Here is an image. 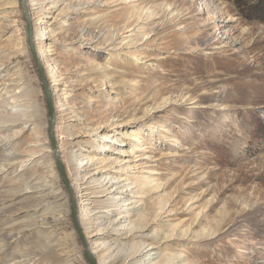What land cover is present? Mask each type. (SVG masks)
<instances>
[{
	"label": "rangeland",
	"instance_id": "1",
	"mask_svg": "<svg viewBox=\"0 0 264 264\" xmlns=\"http://www.w3.org/2000/svg\"><path fill=\"white\" fill-rule=\"evenodd\" d=\"M55 2L42 16L56 29L59 44L48 55L59 72L72 77L83 124H124L114 130L123 145L94 143L85 134L82 152L98 146L91 170L123 169V177L136 183L134 191L144 198L132 219L148 222L142 234L155 238L163 256L181 255L178 264H264V0ZM117 29L114 49L80 41L82 32L102 42ZM128 36L130 47L127 40L118 44ZM19 91L31 97L23 119L28 125L20 131L23 126L0 124V136L9 138H0V238L7 244L0 248V264L12 255L25 257L8 264H88L69 201L68 213L61 207L45 216L56 239L65 241L32 254L38 237L46 236L34 225L42 215L34 207L38 198L51 192L49 198L59 197L48 198L51 205L62 206L60 196L67 195L49 143L34 158L16 160L21 169L3 167V151H24L37 131L47 138L45 100L17 0L0 8V123L9 121L8 98ZM130 135L139 140H127ZM77 150L80 145L65 144V154ZM146 176L150 181L141 185ZM24 179L54 185L40 195L41 189L22 188ZM92 230L82 233L85 243Z\"/></svg>",
	"mask_w": 264,
	"mask_h": 264
},
{
	"label": "bare ground",
	"instance_id": "2",
	"mask_svg": "<svg viewBox=\"0 0 264 264\" xmlns=\"http://www.w3.org/2000/svg\"><path fill=\"white\" fill-rule=\"evenodd\" d=\"M55 1L57 0H25V6L31 22V34L33 35V43L37 50L38 61L43 67L44 73L47 75V78L51 80L49 86L50 95L51 99L53 98L57 113L55 114L56 123L54 133L56 134V141L60 153L61 162L62 164H65L63 165L65 167L66 175H69L70 177L69 180L71 179V175L73 174L72 171L74 172L73 179H71L70 182V187L76 191L74 198L77 202V204L75 203L77 205V224L81 233H84L86 231L88 232L90 229H93L89 233L90 235L87 238L90 241L86 243V247L96 264L182 263L183 260L181 259V255L168 257L163 256L159 252V250L155 249L154 247V242L156 241H154L155 238L152 236L148 239L147 235L142 234L144 230L148 229V222H143V220H140L141 218L132 219V213L137 209L136 205L141 202L142 198H144L142 197V195H137L138 190L134 191V189L138 188V186L135 185L136 183L133 180H129L128 178L123 177V169H116V171H113L114 169L96 168L91 170V168L96 164L95 161H93L94 157L92 153L97 151L98 146L90 148V150H86V152L84 151L85 153L82 152V150H84L83 148H85L84 143H86L87 141H83L81 137L85 134L94 143H103L108 140L109 145L115 143L119 146L123 145V140L118 138L121 133L114 130L121 128L124 124L119 122L112 126V123H110L109 121L102 123L103 127H101L100 125L96 127H88L83 124L82 116L77 112L76 109L77 102L72 95L73 86L71 84L74 82L72 77H70L68 73L62 74L61 72H59L57 64L53 62V59H51L52 54L48 55L49 53L55 51V47H58L59 44L58 38L56 39L57 35H55L56 29L53 28L51 24L48 23V21L44 20L45 18H43L42 16L44 14H50V11L54 9V5L56 4ZM7 5H17V0H12V2H9V0H0V8ZM48 5H50V7H47ZM140 19L141 17L137 18V22ZM120 30L121 29H117L116 33L109 34V36L105 37L102 42H100L102 39L101 36L100 39L97 36L94 37L90 34L85 35L83 34L85 32H82L80 35V41L88 42L90 44H93L95 47L107 44L114 49L116 48L115 42L119 40L117 39V37ZM131 31L132 29H129L126 33ZM130 37L131 36L121 39L118 44H120V42H123L124 40H127L126 46L130 47L132 45V41L130 39H127ZM216 38L217 40L215 43H221L222 38ZM193 44H197L196 41H194ZM129 56L133 57L136 60H141L144 58H140L142 55L135 54H130ZM148 58L149 57H147V59ZM150 60L151 59H148V61ZM96 67L99 68L98 65ZM19 82L20 80H16V83ZM106 84H109V82H106ZM111 87H113L112 89H114L113 85H111ZM23 88L26 89L25 86L21 89ZM24 92L25 91H23L22 94L19 91V93H17L16 95H11L8 98L11 100L10 104H13L11 106V114L7 115H11V117L8 118L9 121H4L0 124L4 125L7 122H10L11 124L23 126L20 131L25 129L29 121L24 122L23 119L27 117V114L29 113L28 110L31 108L29 106L31 105V97L29 93ZM10 94H12V92ZM188 100H190V98H188ZM146 112L148 111L146 110ZM11 118H14V120H11ZM115 122H118V118ZM108 127H110V132H108V134L103 133V130L107 129ZM35 133L36 134H34L35 137L33 141L26 146L24 151L18 153L16 152L15 147L6 152L2 150L4 158L3 163L4 165L6 164L5 166L3 165V167H9V169L19 170L21 169V167H17V163H14L16 160L25 157L32 159L34 158V155L40 153L43 150L44 143L48 142L50 146L47 130L46 139H43V135L38 131ZM0 138L3 141L9 139L8 137H5V135L0 136ZM127 140L133 141L139 140V138H137L136 135H130ZM65 144L80 145L81 151L77 150L70 154H65ZM112 146H109L107 149L111 150L110 147ZM136 150L140 149L136 147ZM120 153L129 155V153L131 152L120 149ZM153 174L155 173H152L151 175ZM44 181L45 179H41V182L38 185L37 183L31 184V179H24L21 187L25 190L33 188L41 189L38 192V194L41 195L43 192V188H47L49 185H51L52 187L54 185L53 181H51L49 182V185L46 186L47 183H45ZM149 181L150 176H146L144 178V181H142L140 184L146 185ZM158 188L159 185L155 187V189ZM50 193L51 192L39 197L34 206L35 208H39L38 212H42L40 221L35 222L34 225L39 229V233L46 235L38 237V240L36 241L37 245H35L36 247H34L33 249L34 253H32L34 255H43L46 252H50L57 248L58 245H56V243L59 242L60 244V241H65V239H56V232L53 230L55 226L52 227L51 223L47 222V220L45 219V216L52 215V212L54 210H58L61 207H66V213H68L67 207L69 195L66 192V196L64 194L60 196L59 201H64L62 206L58 204V206H52L49 199L56 200L57 198L59 199V197L51 195L52 197L49 198ZM123 206L126 209L120 212L119 210H121V208H124ZM163 210L164 206H162L160 211L163 212ZM58 211L60 212V210ZM96 215H98V217L94 218V216ZM55 217L56 216H52L53 219ZM92 217L94 219L91 220ZM100 231H105V233H100ZM69 238L71 237L66 238V240ZM166 238L169 237H165V239ZM36 242L34 244H36ZM62 245L64 244L62 243ZM6 246V239L0 238V248H4ZM66 253L70 252L67 251ZM22 257L18 258L12 255L10 260L5 261L3 264L14 262L18 259H21ZM145 258L147 259L145 260Z\"/></svg>",
	"mask_w": 264,
	"mask_h": 264
},
{
	"label": "water",
	"instance_id": "3",
	"mask_svg": "<svg viewBox=\"0 0 264 264\" xmlns=\"http://www.w3.org/2000/svg\"><path fill=\"white\" fill-rule=\"evenodd\" d=\"M20 6L22 10V17L25 22V35L27 38L28 51L31 55L33 64L35 65L38 78L41 83V90H42L44 100H45V107H46V112H47L46 114L47 115V132H48L47 134H48V138L50 142V148H51V151L54 157L55 169L60 177L61 184L64 186L65 190L67 191L69 195L71 219L74 224L75 231L77 235L79 236V239L82 243L83 257L88 264H95L93 257L90 255L86 247V243L83 239L82 233L77 224L75 198H74L72 189L70 187L69 179L65 172V167L61 162L60 153H59V149H58V145H57V141H56V137L54 133L55 110H54V106H53L51 95H50L49 83L45 77L44 69L41 66L40 62L38 61V56L35 51V46H34L32 34H31V22H30V18L26 10L25 0H20Z\"/></svg>",
	"mask_w": 264,
	"mask_h": 264
}]
</instances>
